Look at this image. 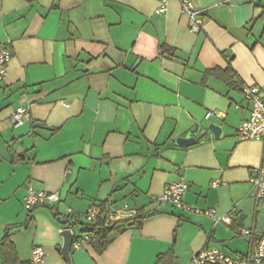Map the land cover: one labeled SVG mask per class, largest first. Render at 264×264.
I'll list each match as a JSON object with an SVG mask.
<instances>
[{"label":"crops","instance_id":"obj_1","mask_svg":"<svg viewBox=\"0 0 264 264\" xmlns=\"http://www.w3.org/2000/svg\"><path fill=\"white\" fill-rule=\"evenodd\" d=\"M160 1L0 0V48L12 52L0 78V264H32L36 246L39 264H69L59 217L72 216L76 238L88 208L110 200L150 215L102 251L72 245V264H198L206 248L254 250L242 229L257 232L264 213L250 182L264 143L237 131L251 109L243 87L264 85V0H194L205 8L198 33L178 0L156 14ZM226 69L233 85L210 72ZM22 96L31 116L13 127ZM190 134L195 143H177ZM181 177L185 203L230 220L154 202ZM30 184L60 200L26 208Z\"/></svg>","mask_w":264,"mask_h":264},{"label":"built area","instance_id":"obj_2","mask_svg":"<svg viewBox=\"0 0 264 264\" xmlns=\"http://www.w3.org/2000/svg\"><path fill=\"white\" fill-rule=\"evenodd\" d=\"M182 12L187 16L191 32L198 33L203 28L204 10L195 4L194 0H178ZM168 0H161L160 5L155 9L156 14H161L168 9ZM12 57L9 46L0 48V78L7 74L8 63ZM242 92L251 103L249 118L244 120L238 128V137L243 140H259L264 143V85L263 86H244ZM215 114L222 117L220 112L208 113L207 117ZM31 116L30 104L26 96L19 99V103L12 113L11 121L13 127H19L25 124ZM252 184V196L264 205V149L261 157L260 166L255 169L250 177ZM214 187L219 185L218 180L212 182ZM189 185L184 177L167 186L165 190L153 197L157 204H171L173 207L182 209L195 214H206L213 219L214 224L223 221L228 222L232 216V211L219 215L217 209H200L196 206L184 202V195L188 191ZM60 200L58 192L38 191L31 184L27 186L24 197V206L28 209L52 204ZM136 211L131 210L128 205L123 208H115L114 203L110 202L105 206V212L99 203L91 205L85 213V221L94 223L102 216L106 218V224L114 223L133 218ZM242 233L256 238L254 250L248 254L229 253L215 248H206L194 256V261L198 264H264V233L259 234L255 228L242 229ZM90 242V236L87 233H81L74 238L73 244L76 248L83 247ZM45 257V250L41 246H36L32 251V264H39Z\"/></svg>","mask_w":264,"mask_h":264},{"label":"trees","instance_id":"obj_3","mask_svg":"<svg viewBox=\"0 0 264 264\" xmlns=\"http://www.w3.org/2000/svg\"><path fill=\"white\" fill-rule=\"evenodd\" d=\"M213 74H217L218 77L222 78L223 81L229 83L230 85L234 84V72L232 70L226 69V70H214L210 71ZM218 72V73H217ZM95 204V203H94ZM102 211L105 212V203H101ZM56 216L57 213H54ZM149 213H142V212H136V215L133 218L129 219H123L120 220L113 225L106 224V218L100 216L96 222L94 223H87L85 221V224L87 228L82 233H87L90 236V242L94 241L97 242L98 248L100 251L104 250L108 243L119 233H121L125 226H131L135 225L137 227H141L146 217H148ZM72 216H70V219ZM9 233L6 232L4 235L1 244L3 246V253H4V259L7 260L6 254L7 249L6 245L9 243ZM161 259V256L159 257Z\"/></svg>","mask_w":264,"mask_h":264},{"label":"water","instance_id":"obj_4","mask_svg":"<svg viewBox=\"0 0 264 264\" xmlns=\"http://www.w3.org/2000/svg\"><path fill=\"white\" fill-rule=\"evenodd\" d=\"M39 126H42V124H37ZM207 129H209L210 131H212L214 133V136L216 138H219L220 136H222L223 130H222V126L216 124V123H210L207 127ZM206 130H203V133ZM196 142V138L195 136H193L192 134H190L188 137L186 138H179L177 143L180 145H191L193 143ZM59 221L63 226H67L64 229H62V236L64 238V244L62 246V253L64 256V259L69 263L72 264V260H71V246L73 244V240L75 238V230L74 228L69 225L71 223L70 219L66 218V217H59ZM68 225L70 227H68ZM257 232L259 234H263L264 233V213L259 214V222H258V228H257Z\"/></svg>","mask_w":264,"mask_h":264}]
</instances>
